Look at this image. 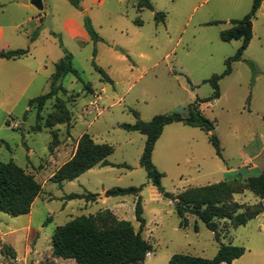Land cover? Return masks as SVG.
Masks as SVG:
<instances>
[{
	"label": "rangeland",
	"instance_id": "rangeland-1",
	"mask_svg": "<svg viewBox=\"0 0 264 264\" xmlns=\"http://www.w3.org/2000/svg\"><path fill=\"white\" fill-rule=\"evenodd\" d=\"M254 1L152 0L155 7L166 14V21L158 23L151 9L138 13L134 0L124 3L105 0L104 6L94 0H80L81 6L70 0H52L56 18L50 25L55 33L63 32L62 20L73 13L83 22L88 34L85 22L90 18L102 39L91 38L94 43L83 48L68 42L73 52L72 65L81 80L73 73L62 79L68 92L60 91L58 95L67 101L72 120L55 125L58 143L53 149L52 131H33L32 127L38 122V110H28L31 97L50 91L49 78L55 67L40 71L26 96L20 98L23 86L31 78L30 72L16 64H6L7 61L0 63V159L13 160L34 173L43 184V192L31 213L13 216L0 211V264H77L73 259L53 254V234L70 219L102 208L113 209L118 218L130 221L140 230L135 210L137 196H106L103 192L130 186H143L140 196L146 226L142 233L153 245L145 264H171V257L176 253L211 258L221 243L246 248L240 258L224 264H264V211L238 227L221 220L220 241L204 221L191 213L187 214L189 227H180L175 200L158 191L140 164L145 146L142 138L146 136L119 127L120 123L136 120L132 109L149 121L162 113L180 112L187 116L190 105L201 104L199 109L216 125L223 157L216 153L208 132L201 127L183 123L167 127L157 144L153 161L164 173L162 185L175 194L188 187L235 178L241 171L242 177H246L264 170V0L253 19V37L242 59L234 61L232 73L219 81L221 96L200 101L214 94L207 80L224 71L226 60L235 55L242 44L240 39L222 40L221 31L231 26L232 19L245 17ZM87 10L89 13L85 14ZM47 15L49 24V12ZM132 16H140L143 25H135ZM57 37L63 43L61 37ZM117 48L121 50L116 52ZM142 52H148L151 58L143 57ZM123 53L129 54L130 62L116 58ZM51 54L56 59L63 55ZM97 66L114 82L103 79ZM85 85L92 89L87 90ZM76 93L79 96L70 101ZM97 95H101V99ZM55 104L54 98L47 102L42 112L45 118L56 110ZM177 127L181 130L174 129ZM85 133L93 135L99 143L114 147L108 157L111 165H97L63 184L52 181L51 175L64 161L57 150L65 142L71 143L69 135L78 139ZM246 168L249 172L244 171ZM90 192L98 194L99 201L89 203L88 207L86 198L68 197ZM234 199L241 204H264V199L251 190L235 194ZM14 250L20 260L12 258Z\"/></svg>",
	"mask_w": 264,
	"mask_h": 264
},
{
	"label": "trees",
	"instance_id": "trees-1",
	"mask_svg": "<svg viewBox=\"0 0 264 264\" xmlns=\"http://www.w3.org/2000/svg\"><path fill=\"white\" fill-rule=\"evenodd\" d=\"M74 5L79 6L80 0H70ZM262 0H255L251 11L241 19H232L231 26L221 31V38L224 41L235 39L242 40L236 54L226 60V68L220 74L213 75L208 79L213 88L214 94L197 101L215 100L221 96L219 81L232 73V63L241 60L253 37V19L261 6ZM141 6L153 8L149 0H139ZM164 12H156L157 22L165 21ZM220 22V21H218ZM217 22V23H218ZM135 23L142 25L141 19ZM91 38L94 41L102 39L93 27L89 19L85 22ZM62 45V44H61ZM29 49H18L0 51L1 58H19L26 55ZM72 54L67 51L65 56L56 63V70L51 78V89L49 92L30 99L29 106L38 110V122L32 127L33 131L50 129L55 137L52 149L57 146V129L55 125L71 123L72 116L67 106V101L58 94L60 91L67 93L62 79L69 73H73L81 80V75L72 65ZM255 66L254 63H251ZM97 70L102 78L113 82L108 73L101 67ZM87 90L92 88L85 85ZM79 93L74 94L70 101H75ZM56 99L55 111H52L47 118L42 112L50 99ZM199 106L190 105L189 115L184 116L180 112L162 113L155 115L151 120H143L136 110L135 123H121L119 126L127 131H137L146 135L144 151L140 158L141 166L145 167L148 177L158 191L165 197L178 200L177 212L181 218L180 227L188 228L190 220L188 213L195 215L205 222L207 227L214 231L215 238L220 241L221 232L219 223L226 221L233 227L247 224L251 219L257 217L264 211V204H241L234 199V195L243 193L246 190L253 191L261 199H264V170L257 175L242 177L238 172L232 179L222 180L217 183L188 187L175 194L166 191L162 185L164 173L160 171L153 161V152L156 142L163 133L166 125L174 122H183L192 126H199L209 133V139L216 149V153L223 157L222 146L219 136L216 133L214 121L206 117ZM26 113L25 117L27 116ZM42 120H45L42 123ZM9 122V120L7 121ZM10 123V122H9ZM214 131V132H213ZM114 147L108 143H97L94 137L83 134L77 143L76 151L71 159L62 164L51 176V180L63 184L79 177L82 173L97 166L111 165L108 157L113 153ZM245 171V170H244ZM143 186L114 187L106 191L109 195L137 196L136 216L141 223V229L136 230L132 223L125 219L118 218L117 214L109 208L102 209L95 214L81 215L70 219L64 225L58 226L53 234V254L64 259H73L77 264H145L147 253L153 250L149 239L143 236L146 221L143 216L144 209L140 192ZM43 192V184L40 183L35 174L17 165L13 160L3 161L0 159V211L13 216L30 213L33 203ZM70 198L96 199L97 194H70ZM198 229V226H195ZM13 249V247H11ZM15 252V251H14ZM246 252V248L240 245L221 243L218 252L211 258L192 255L188 253H176L171 257V264H224L232 263ZM12 257H16L13 254Z\"/></svg>",
	"mask_w": 264,
	"mask_h": 264
},
{
	"label": "crops",
	"instance_id": "crops-1",
	"mask_svg": "<svg viewBox=\"0 0 264 264\" xmlns=\"http://www.w3.org/2000/svg\"><path fill=\"white\" fill-rule=\"evenodd\" d=\"M31 1L32 0H0V51L29 49V52L22 57L11 58V59H8V58L0 59V63H2L1 61H7L5 62L6 64H16L17 66L24 68L26 72H30L31 78L23 86V90L20 94V98L26 96V93H28V89L33 84L36 75H38L40 71L50 70V67L52 66V67H55L53 73L55 72L56 63L60 61L66 54L65 52L63 53L64 51L63 49L73 53L72 50L68 47L69 41H70L71 46H78L80 48H83L88 43H91V42L94 43V41L91 39L90 35L84 28L83 22L79 19L77 15H73L72 13V14L65 16L61 24L63 32L60 34H57L54 32V27L50 25L51 21L55 20L56 18L55 16L56 13L53 7L52 0H42L43 5H44V8L42 10L37 8ZM94 1L97 2L99 6H104L105 0H94ZM118 1L119 3L125 2V0H118ZM149 1L152 3L153 8L141 6L139 4V0H134L133 5H134V8L137 9L138 13H142L145 9H151L153 11L154 19H155L156 12H160V11L155 7L152 0H149ZM85 6H86L85 8L87 9L89 8L87 4ZM82 11H83V8L81 9V11L79 10V15H82ZM47 12H49L50 14L49 24H48ZM88 13L89 11L87 10L85 14H88ZM123 14H125L126 17L130 16L129 13H123ZM130 18L132 19V22L135 25H136L135 20L137 18L141 19L140 16H135V17L132 16ZM165 21H166V17H165ZM165 21H161V22L164 23ZM57 35L61 37V40L63 43H60L58 41ZM54 39H57V41ZM66 40L68 41L66 42ZM117 50L120 51L121 49L117 48L115 51L118 52ZM52 52H56L58 53V55L59 54H63V55H59L61 56L59 59H56L57 57L52 58L51 57ZM141 55L149 59L151 58L148 52H142ZM116 58L124 62H130L129 60L130 57L128 53L117 54ZM52 75L49 78L50 85H51ZM112 81L114 82L113 79ZM103 90L105 89L103 88ZM32 98L34 97H31L30 99ZM97 98L101 99V95H97ZM199 105L201 106V104ZM132 122L135 123L136 120ZM176 123H183V122H174V123L166 125L163 130L162 135L165 133V129H167V127L172 126L173 124H176ZM185 125H189V124H185ZM174 129L181 130V128H178V127ZM129 132L140 133L137 131H129ZM134 135H137V134H134ZM162 135L156 142L154 152H153V159L155 157V153L157 150V144L159 140L161 139ZM79 138L75 139L72 135H69V140H71V143L65 142L64 146H62V148L57 150L58 153L60 152L61 156L64 158L63 159L64 161L62 164H64L66 161H68L69 159L73 157L76 151V148H77V143H78ZM142 139L145 140L146 142L145 138H142ZM31 152H32V149L30 148L29 153ZM233 171L234 170H229L228 172H233ZM245 171L249 172L247 168L245 169ZM107 190L108 189H104L103 192H106ZM98 198L99 196L97 194L96 199L87 200L88 203L86 204V206L88 207L89 203L98 202L99 201ZM36 200L34 201V203L36 202ZM102 209H106V208H102ZM102 209H99L98 211ZM111 210L114 211L113 209ZM95 213H90V214H95ZM83 215H86V214H83ZM15 254H16V257H12V258H14V260L16 261L20 260L21 258H18L16 251H15Z\"/></svg>",
	"mask_w": 264,
	"mask_h": 264
},
{
	"label": "water",
	"instance_id": "water-1",
	"mask_svg": "<svg viewBox=\"0 0 264 264\" xmlns=\"http://www.w3.org/2000/svg\"><path fill=\"white\" fill-rule=\"evenodd\" d=\"M37 8L39 9H43L44 8V5H43V1L42 0H32L31 1ZM214 132V131H213ZM175 204L177 206L178 204V200H175Z\"/></svg>",
	"mask_w": 264,
	"mask_h": 264
},
{
	"label": "built area",
	"instance_id": "built-area-1",
	"mask_svg": "<svg viewBox=\"0 0 264 264\" xmlns=\"http://www.w3.org/2000/svg\"><path fill=\"white\" fill-rule=\"evenodd\" d=\"M150 254H151V252H148V253H147V256H149Z\"/></svg>",
	"mask_w": 264,
	"mask_h": 264
}]
</instances>
